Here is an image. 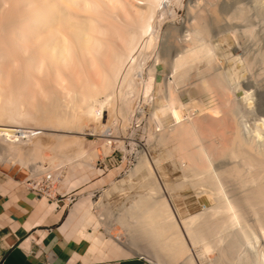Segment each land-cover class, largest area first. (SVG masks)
I'll list each match as a JSON object with an SVG mask.
<instances>
[{"label":"bare ground","instance_id":"bare-ground-1","mask_svg":"<svg viewBox=\"0 0 264 264\" xmlns=\"http://www.w3.org/2000/svg\"><path fill=\"white\" fill-rule=\"evenodd\" d=\"M210 1L206 2L214 4ZM166 2L0 0V159L15 157L38 175L44 172L42 162L34 161L45 154L60 178L58 172L75 159L89 163L99 157L100 149L109 154L113 140L102 131H127L130 116L143 107L137 104L138 90L144 85L141 62H147L157 45V27L165 19L162 6ZM201 2H195V7L203 6ZM215 5L209 8L218 24L222 14ZM193 7L188 9L194 14ZM239 13L234 18L241 15L244 19V11ZM189 18L193 21L183 26L186 35L177 39L179 49L173 56L157 55L155 60L167 67L157 93L154 89L158 101L149 117L151 134L157 138L127 175L130 180L142 175L148 191L131 196L129 207L117 219L130 240L114 236L116 228L110 224L107 247L111 250L105 253L102 249L98 259L128 254L150 257L154 264H206L209 253L217 250L212 264H231L229 257L233 255L236 261L260 232L264 235V121L256 135L248 131L236 97L243 85L233 84L231 67L219 71L214 66L217 51L208 39L211 25H204L200 17ZM251 27L246 28L247 34L254 30ZM177 29L171 30L173 38L181 33ZM253 56H245L249 73L255 64ZM260 56L264 63V54ZM204 61L201 69L199 63ZM156 65L149 67L150 73ZM263 66L256 68L262 75ZM194 77L199 79L193 82ZM188 83L197 97L184 101L181 89ZM206 94L215 103L206 104ZM91 123L97 131L88 128ZM88 131L103 144L95 141L92 148L81 149L79 143ZM122 141L115 140L123 146ZM152 149L157 152L153 158L148 154H153ZM175 171H180V177L168 178ZM124 179L112 188L128 192L133 186ZM188 188L197 196H206L212 206L183 215L175 207V198L183 197L182 191ZM95 205L102 206V202ZM112 212L107 206L106 216H113ZM98 232L92 237H100ZM262 252L256 261H250L249 251L245 252L249 258L243 256L232 264H264Z\"/></svg>","mask_w":264,"mask_h":264},{"label":"rangeland","instance_id":"rangeland-1","mask_svg":"<svg viewBox=\"0 0 264 264\" xmlns=\"http://www.w3.org/2000/svg\"><path fill=\"white\" fill-rule=\"evenodd\" d=\"M206 1L203 0V2L200 3V6L203 4V6L201 7H198V6L195 7V4L199 5V0H167V2L163 4L162 11H163V15L165 14L164 15L165 19L163 21V18H162L160 20V23H161L159 25L160 27L159 26L157 27V30L159 31L157 45L155 46L154 49L150 50L149 58L147 59V62L145 61L141 62L143 64L142 65L143 67L141 66L142 67L141 82L144 83V85L143 84L140 85V88H139L140 92L138 90L139 95L137 94L138 96L137 104L143 107L142 109L139 107V110H141L140 112L138 111V109H136L134 113L130 116V120H131L129 124L130 126L128 127L127 131H125L126 133L121 132V130L119 131V134L106 133V131H102L101 134L106 135L105 136L106 138L113 140L112 146L114 148L109 154L104 155L100 149L99 150L100 155L94 161H90L88 163V162L76 161L75 159V161L73 160L74 162L72 161L71 163L68 164V167L66 166L59 172L57 171L58 177L60 178H57V173L55 174L56 172L55 168H53L50 165L51 159L48 156L50 155L49 152H47L48 157L46 160L44 159L46 158L45 154H42L40 155L41 157L39 156L38 159L34 161V162H38V164L42 162L40 165L42 166V170H44V172L38 175L34 173L33 170H31V168L29 167V164H26V163L23 164L21 161H18L19 159L15 157L7 158V161L0 159V178L7 177L8 175L14 176L15 174H22L23 176L25 174L26 176L25 178L27 180L28 179L33 180L35 179V177L36 179L39 180L40 178L42 179L43 177H46L47 179H50L51 182L53 183L51 184V188H52V191H54L56 195H60V194L66 195L67 194L66 192L70 184L74 183V185H77L76 181H78L80 182V185L79 187L75 188L76 191L74 190L75 192L72 193V195L77 193V196H78L77 200L79 197L80 198L83 196L89 197L90 205H92V209L96 213V219L94 221L92 233L93 234L94 232L97 233V231H100L103 229L104 231L101 233L103 234L104 238L107 237L106 239L107 244H102V245H105V246L109 245L111 237L109 236V234H107V230L109 229L110 224L112 225L111 226L112 229L116 228L113 233L114 236L120 237L121 241H126V242L127 240L129 241L130 235L128 236V234H126L128 233L127 231L118 227L117 219H118V216H120L121 214L125 212V210H127V208L130 205L132 197H135V198L137 196L140 197L142 194H145V192L148 191L147 187L143 184L145 182H143L142 175H139L140 177L135 176L131 180L128 179L129 176L127 175H129L131 170L134 169V167L136 166L140 154L142 152L146 153L147 149H150L152 147V145L155 143L156 138H157V136L155 137V134H151L152 127H150L151 124H150L149 117L153 113L154 106L158 101L157 97H155L156 95H155L154 89H156L157 84L165 77V74L167 72V67H165V65H163L164 63H162L161 61L160 63H157L155 60H156L157 55L165 56L166 58H168L169 55L173 56L174 53L176 52V48L179 49L178 45L181 44V42H178L177 39L179 40V39L184 38V36L186 35V34L184 35L186 31L183 32V30L185 29L184 27L187 24H189L187 23L188 21L189 22L193 21V20H190L189 17H191V19L195 17H200L203 19L204 25L207 22L211 25L209 26L208 24H206L210 27V33L212 35V36L209 35L208 39L209 41L211 40L210 42L213 43L214 46H216V51H217V57L215 59L217 60L216 61L217 63L214 62L215 63L214 66H217L219 68V71L221 70L227 71L228 68L231 67L232 76L233 78H235L233 84L236 85V84H239L238 82H240L243 85L242 87H240V89L238 87V90L236 91V97H237L238 106H239L238 111L239 110L241 111L242 114L241 113L240 114L241 116L243 115V119L242 117L241 119L246 121V122L245 121L243 122L247 124L246 125L247 127H249L248 131H252L251 134L253 133L252 135H256L255 133H258L256 129L258 127L260 128L264 121V90H263L264 89V71L262 75V74H259L256 69V68L259 69V66L264 65V63L261 62L262 60H260L262 59V56L260 55H262V53L264 54V0H212L214 4H216L215 6H217V8L219 7V16L222 14L218 24L217 22H215L213 14H211L212 11H210V8H209L211 5H214V4L209 5L210 3ZM212 1L210 2L213 3ZM204 2L206 3V5ZM190 6L193 7V10L195 11L194 14L193 12H190V10L188 9ZM242 7L246 9V10L245 9L243 10L244 14L242 13L243 12ZM196 8H200V9L196 10ZM239 8H241L242 12L239 11L240 10ZM205 9L207 13H205ZM234 9L235 10L239 9L238 11L240 13L237 10H236L237 14L236 12L233 13ZM231 10H232V13H231ZM238 13L239 14L242 13L243 16H245L244 19L241 15L237 16V17H241V20L240 18H237L236 16L234 18V14L238 15ZM207 14L212 15L213 19ZM222 17L223 18L226 17V18L221 20ZM211 19L213 20V22ZM244 20L246 22H244ZM247 25L248 27H246ZM249 25L250 27L251 26L253 27V28L251 27V30L254 29L255 31L254 30L248 31V34H247L245 30L246 28H249ZM175 27L178 28L177 30H180L179 32L183 33L182 36H181V33L176 38L175 37L173 38L171 36L172 35L171 30L176 29ZM236 31L239 33H237ZM243 31L246 34H244ZM234 32L237 34V36ZM249 32H252L255 35ZM239 34L241 38L239 37ZM232 35H235L236 37ZM213 36L215 39L212 38ZM241 42H243V44ZM245 56L255 57V64H254L255 66L253 65V69L251 68L252 69L251 71L253 73L250 71L252 75L254 74L253 77L248 71V69L250 68L248 69L246 68L247 65H245L246 64L245 58H248V57H245ZM199 64H200L199 66L201 69L205 68V61L203 63L200 62ZM152 65H156V71H152V73H150L149 67H151ZM217 67L214 68V71L215 69L218 70ZM219 71H216V72L218 73ZM192 72H194V70ZM216 72H212V73H216ZM256 75L258 76L256 77ZM199 77H194L193 82L198 80ZM257 80H258V83H257ZM193 82L191 83L193 84ZM191 83L190 84L188 83L187 86L185 85L181 89V92L183 94L182 97L184 101H189L190 98L197 97V95L194 94L193 92L194 87L193 85L191 86ZM241 84H239V86ZM245 84H247L248 86L246 85L247 86L246 87ZM183 90L184 91L189 90V91L185 93ZM243 90L248 91V93H246ZM156 93H157V89H156ZM212 97L210 96V94H206L203 96V99H205V102L208 101L206 104L211 105L215 103V100ZM91 121L92 120L90 116L89 122ZM30 126H33V125H30ZM95 126L96 125L94 123H91L89 124L88 128L89 129L92 128L93 131L94 130L97 131ZM262 130L264 132V127H262ZM88 132L89 133L85 135L86 138H84L79 143V147L84 150H87L90 147L92 148V145L95 141H97V143L99 142L98 136L92 134L93 132H90V131ZM117 139L120 141L123 140L122 141L123 146L119 145L120 143L117 144L115 142V140ZM99 143L103 144L102 141H100ZM100 144H99V148L101 146ZM152 151H153L152 155H151L152 152H149V151H148L149 152L148 154L149 156L154 157V153L156 154L157 152H155L154 149H152ZM39 161L41 162L39 163ZM60 164L63 165V163H60ZM49 170H51L52 172ZM99 170H102L101 174L98 172ZM86 175L90 179L85 182L83 181V177H86ZM158 175L160 174L158 173ZM180 175H181L180 171H175L168 178L171 177L173 180H175L179 178ZM125 177L131 182V185L134 188L132 187L128 192L122 191V190L116 191L115 189L112 188V185L115 182H119L120 180H123ZM106 190H108V192ZM175 193L178 195V192H175ZM182 194H183V197L177 196L175 198V207H177V209H179L180 212L185 216L200 213L204 211L205 208H210L212 206L211 201H209V199L206 196H197L198 193L194 189H190V188L185 189L182 191ZM127 197H131V198L127 199ZM98 201L102 202L103 207L100 205H95V202H98ZM107 206L111 207V212L113 211L111 213L113 216L111 217L106 216L105 211L107 210ZM258 235L259 236L256 238V240L253 241V244H252L253 247L251 245L248 247L246 246V248L243 250L244 252L242 251L241 253L242 254L241 257H239L236 261H239L240 258H244V257H247V258L250 257L251 259V260L249 259L250 261H256L258 252L264 251V235L261 234V232ZM248 251H249V254H247ZM244 253L249 255V257L245 255ZM209 254L210 255L207 254L208 256H210L209 258L206 255L207 260L209 261L208 262L206 260V263L207 264L215 263L216 262L215 260L219 255L218 251L213 250V252L211 251V253ZM135 256H137L138 258L140 257L142 259H145L151 264H154V261L150 257L148 258L147 256H143V255H135ZM232 257L233 255L229 257V259H231L230 260L231 264L234 261Z\"/></svg>","mask_w":264,"mask_h":264},{"label":"crops","instance_id":"crops-1","mask_svg":"<svg viewBox=\"0 0 264 264\" xmlns=\"http://www.w3.org/2000/svg\"><path fill=\"white\" fill-rule=\"evenodd\" d=\"M25 177L0 178V264H151L128 254L98 259L102 249L105 253L111 249L102 245L107 239L103 229L100 239L92 237L96 213L89 197L77 200V193L72 195L80 182L52 200L28 190ZM89 179L83 177L85 182Z\"/></svg>","mask_w":264,"mask_h":264},{"label":"built area","instance_id":"built-area-1","mask_svg":"<svg viewBox=\"0 0 264 264\" xmlns=\"http://www.w3.org/2000/svg\"><path fill=\"white\" fill-rule=\"evenodd\" d=\"M43 178L42 179L40 178L39 180H37L36 178L33 180L28 179L25 182L26 188L36 193L38 198L48 197L51 198L52 200H56L58 197H61L62 194L56 195L54 191H52L51 184L53 183L51 182V180L47 179L46 177Z\"/></svg>","mask_w":264,"mask_h":264}]
</instances>
